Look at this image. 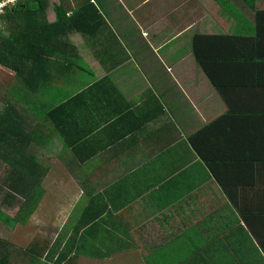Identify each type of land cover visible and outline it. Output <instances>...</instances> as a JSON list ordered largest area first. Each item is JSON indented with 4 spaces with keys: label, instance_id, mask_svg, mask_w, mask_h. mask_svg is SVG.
I'll use <instances>...</instances> for the list:
<instances>
[{
    "label": "crops",
    "instance_id": "crops-1",
    "mask_svg": "<svg viewBox=\"0 0 264 264\" xmlns=\"http://www.w3.org/2000/svg\"><path fill=\"white\" fill-rule=\"evenodd\" d=\"M23 8L39 24L22 15L0 64V121L21 122L0 144V264H264V0Z\"/></svg>",
    "mask_w": 264,
    "mask_h": 264
},
{
    "label": "trees",
    "instance_id": "trees-1",
    "mask_svg": "<svg viewBox=\"0 0 264 264\" xmlns=\"http://www.w3.org/2000/svg\"><path fill=\"white\" fill-rule=\"evenodd\" d=\"M3 1V0H0ZM32 1H38V0H21L15 3V7H13L11 10H6L7 13L10 14V20L13 21L14 25L12 28L11 27V35L9 37H0V64H3L5 66H8L6 63V58L4 57L6 50L9 49L11 46L16 52H21L22 47H21V41H22V30H21V18L22 15L29 16L31 19L35 20V25H38V14L39 10H26L23 8V6H28ZM8 9V8H7ZM28 9V8H27ZM261 17H264V11H257L256 12V18L260 19ZM57 22L53 27L59 26V27H65V28H72L73 23H68L67 18L65 17V14L62 13L60 8H57ZM10 21V23H12ZM49 28L53 30L52 25H48ZM5 121H0V144L4 143L6 144V139L12 136L17 138L18 142H20V134H21V122L16 121L15 124H11L10 121L6 120V117L3 118ZM204 133H208V129L202 130L198 132L197 134L191 136V141L194 144V146L200 150V145H199V139L204 135ZM1 152V150H0ZM0 158H2L4 161H7V156L6 155H0ZM23 161H28L32 165V167L29 168L28 171H23L22 168L26 165H23ZM34 162V163H32ZM36 159L32 156H21L18 155V158L14 160L12 163V171L10 175H12L15 178L21 179V178H28L29 179V187L28 190L32 193L36 191V186L37 185V180L41 178V173L40 170L35 168L37 166L36 164ZM212 162V161H211ZM29 164V166H30ZM24 167V168H25ZM27 168V167H26ZM21 188V187H20ZM19 188V190H20ZM18 189V188H16Z\"/></svg>",
    "mask_w": 264,
    "mask_h": 264
},
{
    "label": "built area",
    "instance_id": "built-area-1",
    "mask_svg": "<svg viewBox=\"0 0 264 264\" xmlns=\"http://www.w3.org/2000/svg\"><path fill=\"white\" fill-rule=\"evenodd\" d=\"M21 0H3L0 2V14L6 12L7 8Z\"/></svg>",
    "mask_w": 264,
    "mask_h": 264
},
{
    "label": "rangeland",
    "instance_id": "rangeland-1",
    "mask_svg": "<svg viewBox=\"0 0 264 264\" xmlns=\"http://www.w3.org/2000/svg\"><path fill=\"white\" fill-rule=\"evenodd\" d=\"M0 162H1V161H0ZM0 174H4V175H5V174H6V172H4V171L1 169V173H0Z\"/></svg>",
    "mask_w": 264,
    "mask_h": 264
}]
</instances>
